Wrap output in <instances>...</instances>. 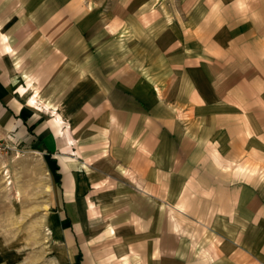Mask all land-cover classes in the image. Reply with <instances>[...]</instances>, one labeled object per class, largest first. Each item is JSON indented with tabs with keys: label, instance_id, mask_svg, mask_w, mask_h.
<instances>
[{
	"label": "crops",
	"instance_id": "1",
	"mask_svg": "<svg viewBox=\"0 0 264 264\" xmlns=\"http://www.w3.org/2000/svg\"><path fill=\"white\" fill-rule=\"evenodd\" d=\"M229 1L174 15L160 8L168 0H0V137L52 159L68 264H120L121 238L88 232L95 191H117L108 172L135 169L147 191H190L199 151L204 168L208 147L238 151L237 129L262 123L264 137V0L224 21L217 9ZM248 192L230 194L240 206Z\"/></svg>",
	"mask_w": 264,
	"mask_h": 264
},
{
	"label": "rangeland",
	"instance_id": "2",
	"mask_svg": "<svg viewBox=\"0 0 264 264\" xmlns=\"http://www.w3.org/2000/svg\"><path fill=\"white\" fill-rule=\"evenodd\" d=\"M199 1L168 0V5L160 8L181 15L197 9ZM248 1L262 2L230 0L217 6V12L230 21L250 9ZM182 24V19L172 21L175 28ZM262 132V123L256 124L254 131L237 129L232 136L239 144L238 151L233 150L229 157L231 149L226 143L208 147L204 168L198 164V157L204 155L199 151L189 168L190 191H180L182 183L175 185L174 191H147L143 187L149 185L138 179L135 169L120 172L119 178L115 170L108 172L106 186L111 183L117 191H95L94 199L89 200L93 204H87L92 209L89 234L120 237L112 240V246H124L119 251L120 264H182L183 252L191 254V264H264ZM223 134V139H231ZM52 168V159L34 147L17 145L0 156V264L69 263L64 250L60 252L53 229ZM167 183L162 181L159 186L167 188ZM230 191H236L239 201L249 191L247 205L237 206ZM85 196L87 200L90 194ZM155 221L159 227L150 226ZM228 251L242 256L234 260L220 255Z\"/></svg>",
	"mask_w": 264,
	"mask_h": 264
},
{
	"label": "built area",
	"instance_id": "3",
	"mask_svg": "<svg viewBox=\"0 0 264 264\" xmlns=\"http://www.w3.org/2000/svg\"><path fill=\"white\" fill-rule=\"evenodd\" d=\"M17 145L11 144L6 138L0 137V156L8 150L14 149Z\"/></svg>",
	"mask_w": 264,
	"mask_h": 264
}]
</instances>
